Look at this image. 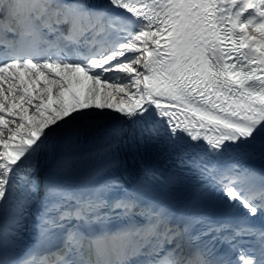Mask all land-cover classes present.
Instances as JSON below:
<instances>
[{"label":"snow or ice","instance_id":"snow-or-ice-1","mask_svg":"<svg viewBox=\"0 0 264 264\" xmlns=\"http://www.w3.org/2000/svg\"><path fill=\"white\" fill-rule=\"evenodd\" d=\"M0 264H264V0H0Z\"/></svg>","mask_w":264,"mask_h":264}]
</instances>
